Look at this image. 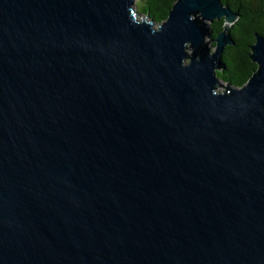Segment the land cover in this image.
I'll return each mask as SVG.
<instances>
[{"label": "water", "instance_id": "water-1", "mask_svg": "<svg viewBox=\"0 0 264 264\" xmlns=\"http://www.w3.org/2000/svg\"><path fill=\"white\" fill-rule=\"evenodd\" d=\"M135 1L0 0V264H264V35Z\"/></svg>", "mask_w": 264, "mask_h": 264}, {"label": "trees", "instance_id": "trees-1", "mask_svg": "<svg viewBox=\"0 0 264 264\" xmlns=\"http://www.w3.org/2000/svg\"><path fill=\"white\" fill-rule=\"evenodd\" d=\"M178 0H139L137 8L141 16L156 23L168 19L169 12ZM222 4L238 13L239 19L231 26L229 33L234 46L226 48L221 57L222 71L218 72L227 84L241 87L248 83L258 69L250 58V46L255 43V36L264 35V0H222ZM224 19L212 24L213 37L224 30ZM215 46V44L213 45Z\"/></svg>", "mask_w": 264, "mask_h": 264}, {"label": "rangeland", "instance_id": "rangeland-1", "mask_svg": "<svg viewBox=\"0 0 264 264\" xmlns=\"http://www.w3.org/2000/svg\"><path fill=\"white\" fill-rule=\"evenodd\" d=\"M138 1H139V0L135 1V5H136V7L138 6L139 8H141L142 4H141V3L137 4ZM138 7H137V8H138ZM139 18L142 19L143 17L139 16ZM238 19H239V18H238ZM209 41H210V40H209Z\"/></svg>", "mask_w": 264, "mask_h": 264}, {"label": "flooded vegetation", "instance_id": "flooded-vegetation-1", "mask_svg": "<svg viewBox=\"0 0 264 264\" xmlns=\"http://www.w3.org/2000/svg\"><path fill=\"white\" fill-rule=\"evenodd\" d=\"M225 82V81H224Z\"/></svg>", "mask_w": 264, "mask_h": 264}]
</instances>
